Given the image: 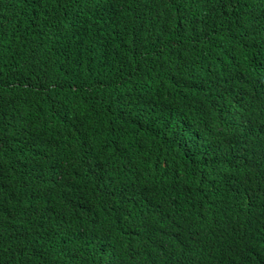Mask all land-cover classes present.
<instances>
[{
	"label": "trees",
	"instance_id": "trees-1",
	"mask_svg": "<svg viewBox=\"0 0 264 264\" xmlns=\"http://www.w3.org/2000/svg\"><path fill=\"white\" fill-rule=\"evenodd\" d=\"M0 264H264V0H0Z\"/></svg>",
	"mask_w": 264,
	"mask_h": 264
}]
</instances>
